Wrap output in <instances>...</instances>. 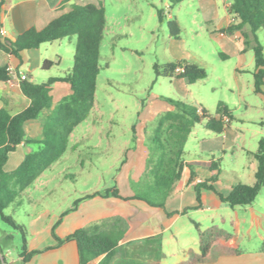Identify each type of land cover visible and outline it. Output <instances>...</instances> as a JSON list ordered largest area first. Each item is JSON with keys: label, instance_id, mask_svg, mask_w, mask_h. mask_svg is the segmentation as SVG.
Instances as JSON below:
<instances>
[{"label": "rangeland", "instance_id": "rangeland-1", "mask_svg": "<svg viewBox=\"0 0 264 264\" xmlns=\"http://www.w3.org/2000/svg\"><path fill=\"white\" fill-rule=\"evenodd\" d=\"M103 2L109 16V28L101 44V70L94 108L88 119L74 130L65 155L5 210L6 215L27 227L32 240H39L41 247L53 242L52 226L79 198L114 187L120 189L124 196L131 194L129 181L139 180L145 166L147 138L157 127L159 118L174 110L167 98L180 99L195 107L202 106L213 117L217 115L219 104L227 105L234 116L229 134L239 136V143L248 151L256 152L260 139L264 137V126L261 125L264 121V98L255 92L256 65L252 49L246 52L243 72H236L239 58L233 56L223 60L219 56V46L208 39L201 26L192 24L185 12L181 41L170 44L169 14L166 13L161 24L157 11L143 2L139 7L132 6L129 0ZM155 3L157 9H164L162 0H155ZM169 4L171 9L168 13L176 15L177 4ZM124 13H133L140 18L124 19ZM122 34L129 36L121 37ZM257 37L264 47V30L259 31ZM74 43L75 38H69L62 47V69L68 73L73 67ZM249 44L250 47L255 45L252 35ZM49 46L56 48L58 45ZM187 53L190 54L186 59L189 62L194 54L204 60L207 79L189 85L188 92L172 79H156L155 64L164 66L175 61L174 55ZM38 82L41 83L40 80ZM208 132L205 122L195 126L186 146V158L189 154L201 155L199 143L214 136L213 133L207 135ZM235 141L230 137L228 145ZM38 148L36 144L29 145L28 149L20 147L12 155V161L6 164L5 171H11L13 160L23 159L27 152ZM252 161L243 152L237 157L228 154L222 162L223 175L232 173L234 169L245 178ZM253 208L258 214H264V189ZM244 210L238 211L237 215L242 223L245 246L252 248L262 243L251 229L249 209ZM217 223L231 230L229 222ZM192 230L196 234L195 229ZM21 251L20 233L0 219V264H25L20 258ZM38 260L41 264L42 259Z\"/></svg>", "mask_w": 264, "mask_h": 264}, {"label": "trees", "instance_id": "trees-1", "mask_svg": "<svg viewBox=\"0 0 264 264\" xmlns=\"http://www.w3.org/2000/svg\"><path fill=\"white\" fill-rule=\"evenodd\" d=\"M170 1L178 4L182 0ZM8 2L9 0H0V17ZM229 14L237 20V23L229 26L226 31L240 32L244 38L245 50H253L256 65L255 92L264 97V47L257 37V33L264 30V0H232ZM157 15L160 23L163 24L165 20L163 10L157 9ZM168 28L171 37L180 38L182 30L176 18L168 22ZM105 29L106 12L102 3L99 6L74 5L69 12L52 21L41 31L31 29L18 36L13 42L3 41L0 38V50L16 57H20L23 51L38 49L44 44L76 38L73 67L68 75L63 78H50L42 84L27 79L21 81L22 93L30 100V106L15 116H12L6 108L0 110V219L20 233L22 239L20 258L23 263L30 262L33 257L43 252L75 242L80 264H89L99 258L102 259L98 264H110L116 255L117 248L125 238L127 222L123 218L115 217L93 223L65 238H60L56 233L63 218L75 211L82 201L97 196L114 197L124 201H140L151 208L164 210L175 185L183 178L186 169L191 171L192 180L197 177L195 169L199 167H205L216 174L222 172V159H210L201 163L188 162L185 147L194 127L202 122H205L208 130L223 134L234 121L231 110L221 103L218 105L217 115L213 117L202 106H199L200 109L180 99L167 98L166 100L174 107V110L166 112L159 118L157 127L147 138L148 157L145 170L139 180L130 179L129 181L133 196L129 199L123 198L120 190L114 187L76 200L73 207L62 214L52 228L51 235L56 241V246L44 250H29V230L12 216L6 215L5 210L15 204L25 190L65 155L74 130L88 119L95 103L97 79L101 70V44ZM1 31L0 21V34ZM250 35L255 42V45L251 47ZM219 56L224 59L222 54ZM53 66V62L46 60L42 69L50 71ZM154 72L156 79H185L190 85L208 77L203 67L187 60L170 62L164 66L155 64ZM10 79L9 69L0 67V82H7ZM58 82L68 83L71 94L63 98L47 117L42 139L26 140L24 125L36 120L45 109L52 107L51 90ZM261 125L264 126V122H261ZM133 131L136 134L135 126ZM136 140L135 135L134 141ZM22 144H36L39 148L37 151L27 153L14 171H5L9 155ZM253 156L258 163L254 185L239 183L231 189L228 196L220 195L223 203L228 204L232 209L251 206L264 189V137L260 139L258 149ZM203 189L215 191L208 182L197 184L195 192L199 203ZM195 227L200 240L201 255L185 264L205 263L216 248L229 255L241 254L237 225L233 233L216 228L203 231L199 224H195Z\"/></svg>", "mask_w": 264, "mask_h": 264}, {"label": "crops", "instance_id": "crops-1", "mask_svg": "<svg viewBox=\"0 0 264 264\" xmlns=\"http://www.w3.org/2000/svg\"><path fill=\"white\" fill-rule=\"evenodd\" d=\"M129 1L135 7H139L143 2L147 7L157 11L155 0ZM162 2L165 6L164 9H161L164 16L167 13L171 20L176 18L182 29V16L185 12L191 18V23L201 26L208 39L219 46L221 50L219 54L224 56L223 60H228L233 56L239 58L240 64L236 72H243V62L246 60L247 52L244 38L240 32L231 33L226 31L229 26L237 23V20L229 14L232 0H182L177 4L176 15L168 13L171 9L170 0H162ZM101 3L106 12V33L109 28V16L103 0H9L0 17L2 23L0 38L3 41L13 42L18 36L31 29L38 31L45 29L52 21L69 12L74 5L86 6L93 4L99 6ZM123 16L124 19L140 18L138 15H133V13H124ZM120 36L127 37L129 35L122 34ZM65 40L53 44H44L38 49L23 51L20 53V57L0 50V67H7L11 76L9 81L0 82V110L6 108L12 116H15L30 106V100L23 95L21 90L23 76H26L28 81L42 84L50 78H63L69 74L62 69L64 58L61 52ZM179 41H181V38L174 39L170 35V44ZM54 44L58 46L50 48L49 45ZM74 44L76 46V38ZM189 56L188 53L174 55L175 58L173 59L175 61L171 62L186 60ZM192 58L191 63L201 67L204 66V60L199 55L194 54ZM46 60L54 63L50 71L42 69ZM39 80L41 83L38 82ZM172 80L188 92L187 87L190 84L187 80L177 78H172ZM70 94L71 90L68 83L58 82L53 85L51 90L53 105L50 109H45L36 120L29 121L24 125L26 140L39 141L42 139L43 127L47 117L52 113L54 107ZM199 108L201 109V107ZM232 128L233 121L223 134L214 133L206 128L209 131L207 135L213 133L214 136L209 138L208 141L203 140L199 143L201 155H199L200 153L189 154L186 160L201 163L210 159H222L223 162L228 154L237 157L240 152H243L253 159L249 167V173L245 178L234 169L232 173L225 172L226 174L223 175V171L221 174H216L205 167H199L195 169L197 177L192 180L191 171L186 169L183 178L175 185L164 210L151 208L140 201H124L114 197L102 198L97 196L82 201L75 211L67 214L61 225L56 229L57 235L60 238H65L76 230L93 223L121 217L127 222V230L125 238L117 248L116 255L110 264H185L201 255L200 240L195 224H199L203 231L216 228L228 233H233L234 227L237 225L238 238L241 242V254L229 255L226 252L218 251L216 248L205 263L196 264H264V214H258L254 210L253 204L244 208L232 209L228 204L223 203L220 197V195L228 196L231 189L239 183L254 185L255 174L258 169V163L253 156L255 152L248 151L242 143H239V136L234 137L229 134ZM194 130L195 127L191 135ZM230 137L236 140L233 145H228ZM29 145L31 144L19 146L15 152L9 155L7 164L12 161V155L18 152L20 147L28 149ZM218 155H221V157ZM25 156L26 154L23 155V159L13 160L10 172L22 163ZM147 157L148 154L146 160ZM126 162L127 158L124 163ZM144 170L145 166L141 170L140 177ZM201 182H208L215 191L203 189L201 191V202L199 203L195 186ZM120 194L126 199L133 196L132 191L128 196H124L121 190ZM247 209L250 211L251 229L255 231L262 243L260 245L255 244L252 248L245 246V240L241 234L242 223L237 215L238 211H246ZM217 222H220V224L229 222L231 230L224 229ZM192 229H195L196 234L192 232ZM53 246H56L54 239L53 242L41 247L39 240H32L30 234V251L44 250ZM38 259H42L41 264H80L78 247L75 242H69L56 249L43 252L25 264H40ZM101 259L94 260L89 264H98Z\"/></svg>", "mask_w": 264, "mask_h": 264}, {"label": "built area", "instance_id": "built-area-1", "mask_svg": "<svg viewBox=\"0 0 264 264\" xmlns=\"http://www.w3.org/2000/svg\"><path fill=\"white\" fill-rule=\"evenodd\" d=\"M26 79H27V77H26V76H23V77H22V81H23V80H26Z\"/></svg>", "mask_w": 264, "mask_h": 264}]
</instances>
